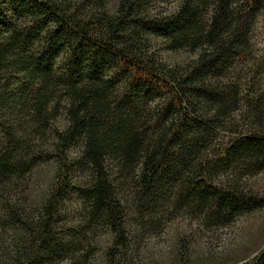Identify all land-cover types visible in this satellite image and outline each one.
I'll list each match as a JSON object with an SVG mask.
<instances>
[{
    "label": "trees",
    "instance_id": "obj_1",
    "mask_svg": "<svg viewBox=\"0 0 264 264\" xmlns=\"http://www.w3.org/2000/svg\"><path fill=\"white\" fill-rule=\"evenodd\" d=\"M99 2L0 0L3 206L8 181L58 164L39 212L7 214L2 231L26 234L13 264H56L98 223L125 245L129 204L141 222L185 210L207 227L264 208L250 183L264 173V58L253 53L264 0H177L163 11L121 0L115 14ZM152 37L199 54L170 65ZM74 197L85 211L75 236L61 223ZM240 264H264V248Z\"/></svg>",
    "mask_w": 264,
    "mask_h": 264
},
{
    "label": "rangeland",
    "instance_id": "obj_2",
    "mask_svg": "<svg viewBox=\"0 0 264 264\" xmlns=\"http://www.w3.org/2000/svg\"><path fill=\"white\" fill-rule=\"evenodd\" d=\"M120 1L100 0L99 3L103 2L105 11L115 14ZM176 1L158 0L156 10L173 9ZM253 40L254 56L264 58V11L254 23ZM151 44L161 59L170 65H183L199 54V51L188 49L167 50L157 37H152ZM56 124L65 128L67 119L64 112L57 118ZM39 142L44 143L42 139ZM49 143L48 139L46 147ZM57 168L55 160L42 161L25 176L14 177L7 182L2 195L12 203V207H4V202L0 201V264H13L12 257L18 255L20 247L18 240L26 238V234L17 227H9L5 233L2 231L3 223L8 220L7 214L21 212L25 216L39 212L55 182ZM250 183L255 190L264 192V173L251 178ZM61 215L64 230L67 232L68 228H74L70 235H80L85 221L82 202L72 198ZM137 217L129 204L125 217L128 239L125 245L114 244V233L105 225L94 224L85 233L81 247L84 249L69 254L56 264H84L82 255L87 251L90 253L87 263L90 264H240L264 248V208L244 213L224 227H207L201 217L185 210L162 212L154 220L145 222ZM114 252L116 257L112 256Z\"/></svg>",
    "mask_w": 264,
    "mask_h": 264
}]
</instances>
